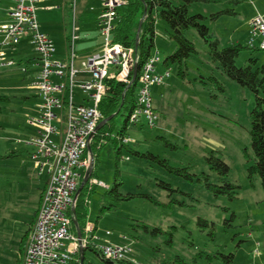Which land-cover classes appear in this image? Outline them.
<instances>
[{
	"label": "rangeland",
	"instance_id": "obj_1",
	"mask_svg": "<svg viewBox=\"0 0 264 264\" xmlns=\"http://www.w3.org/2000/svg\"><path fill=\"white\" fill-rule=\"evenodd\" d=\"M89 1L85 17L77 22L81 30L76 42L78 69L90 55L104 48V38L94 20L101 3ZM173 2L182 4L181 0ZM37 6L39 30L50 35L57 52L55 58L61 60L73 15L65 13L63 21L62 9L51 10L48 5L45 11ZM228 9L236 15L208 19L205 25L220 41V48L238 44L245 47L236 59L238 67H264L262 38L255 36L250 26L258 13H264V0H209L193 4L190 14L210 17ZM97 33L99 40L93 36ZM185 37L198 53L183 64L184 76L175 65L165 85L152 88L159 116L156 126L128 124L127 138L131 143L125 144L120 160L111 143L103 146L97 137L92 142L97 144L91 147L94 153L86 156L89 167L85 172L95 168L98 181L96 186L92 183L95 178L91 172L87 184L95 186V190L90 194L87 221L94 230L86 246L79 248L73 264H81L82 258L83 264H108L88 251L95 248L93 244L128 248L125 260L133 264H175L178 257L185 264H226L230 255L234 256L230 264H264V190L261 179H250L248 173L249 166L255 163L250 131L257 95L230 79L211 60L208 46L196 30L186 31ZM18 49L17 53L2 49L5 60H14L15 64L0 68V264L16 263L21 240L40 206L45 181L34 167L30 157L34 147L29 145L38 135L29 120L39 117L42 101L32 88V71L31 75L23 72L27 60L36 52L27 37ZM175 50L169 27L157 16L152 55L158 52L163 63ZM251 59L257 64L253 65ZM162 63L158 65L160 71H164ZM213 77L220 85L210 80ZM88 79L89 75L81 74L76 84ZM75 91L80 104L84 96L78 88ZM124 123L123 116L115 119L113 137ZM129 149L158 156L172 168L186 169L193 181L184 172V176H178L149 158H137ZM212 155L229 166L230 173L224 181L237 187L234 198L217 197L207 187V183L222 186L224 182L210 169L208 158ZM116 171L122 182L121 193L134 194L135 198L101 214L103 194L113 186ZM86 227L87 224L80 231L83 238ZM75 231L72 232L78 237ZM108 232L113 236L107 237Z\"/></svg>",
	"mask_w": 264,
	"mask_h": 264
},
{
	"label": "built area",
	"instance_id": "obj_2",
	"mask_svg": "<svg viewBox=\"0 0 264 264\" xmlns=\"http://www.w3.org/2000/svg\"><path fill=\"white\" fill-rule=\"evenodd\" d=\"M38 1L14 0L8 22L0 26V36L3 37L0 67L13 65L12 61L5 60L2 49L17 51L23 39L30 38L37 54L38 68L32 88L42 101L39 117L29 120V124L38 131L29 145L34 147L31 159L36 171L39 175H46L48 180L19 264H71L94 230L93 226H87L84 238H78L72 232L77 191L85 175L83 170L89 167L86 152L103 119L100 105L111 92L112 82L122 83L128 88L134 84L139 58L134 48H126L115 40L120 13L128 4L127 0H99L102 8L98 20L104 48L100 54L83 61L81 69L76 67L78 57L75 49L79 37L75 33L70 41L69 58L59 60L54 57L52 39L39 30L36 22ZM250 26L253 34L262 38L260 50L264 51V13H258ZM161 63L157 52L156 55L151 54L141 68L136 91L138 107L130 117L132 125L147 124L153 128L159 121L153 105L152 88L165 85L171 73V69L158 70ZM81 74L89 75L90 79L76 84ZM76 88L84 96L80 104L76 101ZM123 142L126 145L131 143L127 137ZM92 183L97 185L98 181L95 179ZM106 236L113 234L108 232ZM93 245L106 260L126 261L128 248Z\"/></svg>",
	"mask_w": 264,
	"mask_h": 264
},
{
	"label": "trees",
	"instance_id": "obj_3",
	"mask_svg": "<svg viewBox=\"0 0 264 264\" xmlns=\"http://www.w3.org/2000/svg\"><path fill=\"white\" fill-rule=\"evenodd\" d=\"M127 1L128 4L121 10L120 13L121 19L119 22V27L115 32V40L116 42L124 45L126 48L135 49V54L139 58L137 78L134 84L129 88L122 83H111V92L103 99L100 105V112L103 116L102 121L110 118L111 116H114V118L107 124L103 125L95 137H97L103 143V146L111 143L113 150L117 154L118 160H120L123 150L127 148L126 145L123 144V140L128 136L127 129L128 124H130V117L138 107L136 91L138 88L141 68L151 56L152 49L155 46L156 18L158 16L169 27L171 38L176 44L175 52L172 55L166 57V59L163 61L164 68L172 69L173 66L178 65L180 75H185V72L182 69L183 64L191 56L198 53L193 42L185 37L186 31L194 29L208 46V54L211 60L214 63L219 64L222 71L230 79L236 81L242 87L250 89L257 95L256 106L251 113L250 131L251 145L255 155V163L252 166H249L248 173L250 179H253L255 176H258L261 179L264 190V67L254 68L252 65L243 68L238 67L236 65V59L239 57L240 53L245 50V47L238 44L220 48V41L210 33L208 26L205 25V21L208 19L219 20V18L224 15L234 16L236 15L235 11L233 9H228L213 14L210 17H205L200 14L191 15L190 8L193 4L209 2V0H181V5H175L173 0ZM144 15L145 19L141 26L140 38L137 41L138 26ZM251 62L253 65L257 64V60L251 59ZM210 80L215 82L217 85H220L216 78L213 77L210 78ZM1 99L2 98H0V100ZM121 116L125 118L124 126L122 130L115 137H113V123L115 122L116 118ZM93 143L91 144V147L97 144ZM129 151L137 158H149L153 160L155 163L165 167L172 174L184 176V174H182V172H184L185 175H187V179L193 181V176L186 172V169L172 168L167 165L166 160H162L160 157L154 156L150 153L142 154L140 152H134L130 149ZM89 152L91 151L87 150L86 156ZM92 152L94 153L93 148ZM96 161L97 160L95 158V164ZM208 163L210 169L217 172L223 181L230 173L229 166L224 161L216 158L213 155L208 158ZM84 174H86V172ZM91 177L96 179L95 168ZM83 179L84 177L82 178L81 182ZM95 186L91 188L89 187V184H86L83 191L76 198V207L74 212L75 220L73 226V229L76 231H83L87 224V209L89 205L90 194L95 190ZM121 186L122 182L119 171H116L113 186L108 188L103 194L100 209L101 214L112 212L114 209L118 208L122 202L135 198V195L131 193L126 195L122 194ZM207 187L217 197L221 195H228L231 198H234L235 190L237 189V187L225 181L223 182L222 186L211 185L207 183ZM75 223L77 225H75ZM96 229L97 228H95V231ZM29 233L30 231H28L22 240L21 252L25 251V245ZM88 251L94 252L108 264H133L128 261L106 260L102 256L101 252L94 247H90ZM227 258L228 260L226 264H230L233 261L234 256L230 255ZM20 262L21 261H19L17 264ZM73 262L71 264H73ZM175 264H185V262L180 257H178Z\"/></svg>",
	"mask_w": 264,
	"mask_h": 264
},
{
	"label": "crops",
	"instance_id": "obj_4",
	"mask_svg": "<svg viewBox=\"0 0 264 264\" xmlns=\"http://www.w3.org/2000/svg\"><path fill=\"white\" fill-rule=\"evenodd\" d=\"M89 2H90L89 0H39L38 1V5L41 7L40 9H42V10H45V11L46 10H49V8H47V7H49L48 5L51 6L50 7L51 10L62 9L63 12H64L63 15H62L63 16L62 17L63 18V21H64V18H65V15H64L65 13H68V14L71 13L73 15V20H72V23H71L72 30L70 32V35L65 38V47H64V50L62 51V53H63L62 57L63 58H60L61 60H66L67 58H69V55H70V41H71V38H72L73 33H75L80 38V32H81V30L78 27L77 22H78V18H84L85 17V12H86V10L88 8ZM13 6H14V0H0V26L3 25V24H6L8 22V20H9V12L12 9ZM52 7H54V8H52ZM101 8L102 7H100L99 14L101 12ZM99 14L96 15L95 18H94V20L98 24V29L100 28V26H99V20H98ZM99 32H100V36L102 37L101 30H99ZM48 36L50 37V35H48ZM85 36L88 37V38L91 37V35L89 36V34H87ZM93 36H94V39L97 38V40H99V34L98 33H97V35L94 34ZM86 37H84V40L86 39ZM28 38L29 37H27V39ZM79 38H78V40H79ZM1 41L2 40H0V42ZM29 46L34 50V47L31 45L30 38H29ZM54 46H55V43H54ZM18 51H19V49H17V51H12V52L13 53H17ZM2 52H4V51H2ZM101 52H102V49H101ZM100 53H94L93 55H90V57L91 56H94V55H98ZM76 54H77V57H78L77 58V62H78L79 61V55H78L77 51H76ZM56 55H57V52H56V48H55L54 57ZM21 59H24L23 55H22V58ZM36 59H37V54H35V57L34 58L27 60L26 66L24 67L27 71L24 72V69H23V72L25 74H27V75H31L30 72L32 71V75H31L32 80H35V77H36V75L38 73V68L36 67ZM11 61H12L13 65H11V66L5 65L3 67H12V66H14V64H15L14 60H11ZM8 62H10V61H8ZM76 65H77V63H76ZM21 154H23V152ZM21 154L19 153V155H21ZM31 155H32V153L30 154V157H31ZM85 171H86V169L83 170V174L85 173ZM40 176H45L44 187H43V190H44L45 185H46L47 180H48V177L46 175H40ZM43 190L40 193L39 205H40V201H41V196H42ZM38 209H39V207H38ZM37 212H38V210L36 211V213ZM36 213L34 215L33 222L31 224V226L29 227V230L28 231H30L32 229L33 225H34L35 217L37 215ZM87 226H91V224L88 223V221H87ZM28 231L26 232V234L28 233ZM75 232L78 233L77 231H75ZM25 235H24V237H25ZM108 237H110V236H108ZM23 238H22V240H23ZM22 240H21V243H22ZM23 253L24 252H21V244H20L19 252H18L19 256H18L15 264H17L19 261H21V259L23 257Z\"/></svg>",
	"mask_w": 264,
	"mask_h": 264
},
{
	"label": "water",
	"instance_id": "obj_5",
	"mask_svg": "<svg viewBox=\"0 0 264 264\" xmlns=\"http://www.w3.org/2000/svg\"><path fill=\"white\" fill-rule=\"evenodd\" d=\"M145 15H146V12H145ZM143 22H144V18L141 19V21H140V23H139V26H138L137 41H138L139 38H140L141 26H142ZM134 80H135V78H134ZM113 118H114V116H111L110 118L105 119L104 121H102V122L100 123V125L98 126L97 131H99L100 128H101L103 125H105V124H107L108 122H110ZM88 151H91V146H89ZM92 168H93V167H92ZM92 168L89 169V170L87 171V173L85 174L84 179H83V181L81 182L80 187H79V189H78V191H77V196H76V197H78V195L83 191L85 185L89 182L90 174H91V172H92ZM75 225H77V224L75 223ZM81 236H82V235H81V232L78 230V237L81 238ZM82 253H83V250H82ZM83 263H84V260H83V258H82V260H81V264H83Z\"/></svg>",
	"mask_w": 264,
	"mask_h": 264
},
{
	"label": "bare ground",
	"instance_id": "obj_6",
	"mask_svg": "<svg viewBox=\"0 0 264 264\" xmlns=\"http://www.w3.org/2000/svg\"><path fill=\"white\" fill-rule=\"evenodd\" d=\"M145 19V18H144Z\"/></svg>",
	"mask_w": 264,
	"mask_h": 264
}]
</instances>
